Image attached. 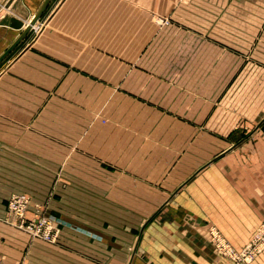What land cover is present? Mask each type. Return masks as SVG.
<instances>
[{
	"label": "crops",
	"instance_id": "crops-1",
	"mask_svg": "<svg viewBox=\"0 0 264 264\" xmlns=\"http://www.w3.org/2000/svg\"><path fill=\"white\" fill-rule=\"evenodd\" d=\"M43 1L12 0L0 15V55ZM153 12L173 24L158 28ZM104 42L117 55L120 42L130 54L147 42L160 58L112 71L108 124L71 112L92 89L104 105ZM41 170L47 181L62 171L55 245L6 221L9 194ZM84 195L96 207L71 208ZM263 220L264 0H51L0 62L5 263L233 264L209 229L242 249Z\"/></svg>",
	"mask_w": 264,
	"mask_h": 264
},
{
	"label": "rangeland",
	"instance_id": "rangeland-1",
	"mask_svg": "<svg viewBox=\"0 0 264 264\" xmlns=\"http://www.w3.org/2000/svg\"><path fill=\"white\" fill-rule=\"evenodd\" d=\"M2 0H0L1 2ZM12 4V0L9 1L5 10H3L0 15L6 12H13V8H10ZM153 21L158 25L157 27L170 26L173 24L171 17L169 16H161L158 13H152ZM157 28V29H158ZM128 42H120V50L119 55L112 50V43L104 42V50H103V78L101 79L105 85V100L104 105H96L95 102V89L88 90V97L83 99L82 104L80 103L78 106H72L73 114H93L102 117L103 123H109L108 115L111 114V100H110V90H107L108 86H110L112 81V71L115 69H119L120 76H123V69H144L151 68V66L159 67L160 58H149L146 54V47L150 44L147 42H132V52L131 54L128 52ZM170 60V59H169ZM169 63V62H168ZM109 97V99H107ZM46 172V171H45ZM41 170V179L38 184L37 181L34 180L29 181L27 186H22L17 190L11 192L7 199V218L6 221L11 226L19 229L20 231L25 232L32 240L40 241L42 243L55 245L59 242L61 232L64 226H66L65 219L60 216L61 210L63 211L65 208V203L59 198V190L58 183L59 177L62 171L56 170L53 173V179L47 181L46 174ZM50 185V186H48ZM86 193H91V188H83ZM91 189V190H90ZM59 191V192H58ZM93 192V191H92ZM85 193V194H86ZM14 194H21L27 197V201L23 207L22 215H16L11 209L10 201ZM96 202L91 201L84 195V200L78 198V196L72 202L71 208L78 209L79 205L87 206L89 209H94L96 207ZM70 204H66L69 208ZM99 205V203H98ZM101 204L100 206H102ZM262 234L259 236V239L256 240V234L258 230L262 229ZM215 233L218 237L222 239V241L228 245L235 252L242 251L249 247V249H253L255 247L259 248L258 252H252V259L248 262H237L234 261L229 255L224 254L218 248L219 240L215 238ZM55 235V241L52 240V235ZM210 241L214 245L216 251L220 256L227 258L233 264H250L256 258L264 253V220L257 227L256 231L253 233L252 237L248 241V243L242 249H236L225 237V235L216 227H211L209 229ZM256 240V241H255ZM256 251V249H255ZM0 260H2L0 258ZM3 261V260H2ZM4 262V261H3ZM7 264V263H6Z\"/></svg>",
	"mask_w": 264,
	"mask_h": 264
},
{
	"label": "built area",
	"instance_id": "built-area-1",
	"mask_svg": "<svg viewBox=\"0 0 264 264\" xmlns=\"http://www.w3.org/2000/svg\"><path fill=\"white\" fill-rule=\"evenodd\" d=\"M27 201V197L25 195H21V194H14L11 198L10 201V206L11 209L13 211H15L14 213H16V215H22L23 212V207L25 205ZM263 231V228L258 230L257 234H256V240L259 239V236L262 234L261 232ZM55 235H52V240L55 241ZM215 238H217L219 240L218 243V248L220 249V251H222L224 254H227L234 260L237 262H245V261H250L252 259V252H258L259 248L255 247L253 249H243L242 251L239 252H235L233 249H231L228 245H226L222 239L220 237L217 236V234L215 233ZM255 240V241H256ZM256 249V251H255ZM0 264H6L5 262H3L2 260H0Z\"/></svg>",
	"mask_w": 264,
	"mask_h": 264
},
{
	"label": "water",
	"instance_id": "water-1",
	"mask_svg": "<svg viewBox=\"0 0 264 264\" xmlns=\"http://www.w3.org/2000/svg\"><path fill=\"white\" fill-rule=\"evenodd\" d=\"M51 0H44L37 10V12L33 15L32 19L28 23V25L24 28V30L19 34V36L14 40V42L9 46V48L4 51L0 55V62L26 37V35L33 29L35 24L39 21L44 11L47 9Z\"/></svg>",
	"mask_w": 264,
	"mask_h": 264
},
{
	"label": "bare ground",
	"instance_id": "bare-ground-1",
	"mask_svg": "<svg viewBox=\"0 0 264 264\" xmlns=\"http://www.w3.org/2000/svg\"><path fill=\"white\" fill-rule=\"evenodd\" d=\"M30 22V20L28 21V23ZM28 25V24H27Z\"/></svg>",
	"mask_w": 264,
	"mask_h": 264
}]
</instances>
